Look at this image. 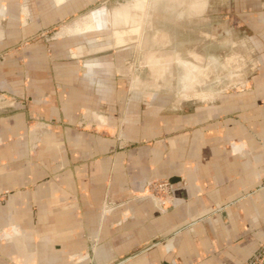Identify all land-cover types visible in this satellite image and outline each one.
<instances>
[{"label": "crops", "instance_id": "0c3cea01", "mask_svg": "<svg viewBox=\"0 0 264 264\" xmlns=\"http://www.w3.org/2000/svg\"><path fill=\"white\" fill-rule=\"evenodd\" d=\"M105 1L0 0V264H244L264 253V67L214 103L164 107L139 78L130 86L122 54L144 47L143 0L84 13ZM153 180L171 185L163 208L132 198Z\"/></svg>", "mask_w": 264, "mask_h": 264}, {"label": "rangeland", "instance_id": "374dc122", "mask_svg": "<svg viewBox=\"0 0 264 264\" xmlns=\"http://www.w3.org/2000/svg\"><path fill=\"white\" fill-rule=\"evenodd\" d=\"M135 2L106 0L90 5L84 13L120 4L133 7ZM142 5L146 11L142 18L151 23L143 35L144 47L138 52L129 46L123 48L122 54L127 59L130 86L136 88L139 78L145 83L146 99L174 110L184 105L211 104L223 95L243 91L250 81L254 84V77L264 67V0H143ZM191 8L195 10L192 13ZM71 18L74 17H67L66 22ZM101 34L105 32L98 36ZM150 58H159L161 63L153 68L152 63H147ZM183 58L208 69L203 83L195 89L199 93L213 92L212 99L181 97V73L186 61L176 64V60ZM152 71L162 78L154 80ZM148 90L154 97H149ZM134 91L144 93L142 89Z\"/></svg>", "mask_w": 264, "mask_h": 264}, {"label": "built area", "instance_id": "2783aa9c", "mask_svg": "<svg viewBox=\"0 0 264 264\" xmlns=\"http://www.w3.org/2000/svg\"><path fill=\"white\" fill-rule=\"evenodd\" d=\"M150 195L156 199L161 207L167 206L172 199L171 185L168 181L160 180L154 181L149 186ZM8 194V191L0 193V198H4ZM244 264H264V253H255Z\"/></svg>", "mask_w": 264, "mask_h": 264}, {"label": "bare ground", "instance_id": "6f19581e", "mask_svg": "<svg viewBox=\"0 0 264 264\" xmlns=\"http://www.w3.org/2000/svg\"><path fill=\"white\" fill-rule=\"evenodd\" d=\"M118 19H120L119 16H118ZM203 67L204 66H201L198 63L197 64L194 63V64L185 65V70L187 71V73L189 75H188V78H182V80H181L182 83H181V89L180 90H183V91L184 90H192V89H195L196 85L202 84L204 80L201 79V74H199V73L208 71V69L206 67H204V68ZM190 76H193V78H190Z\"/></svg>", "mask_w": 264, "mask_h": 264}, {"label": "water", "instance_id": "95a60500", "mask_svg": "<svg viewBox=\"0 0 264 264\" xmlns=\"http://www.w3.org/2000/svg\"><path fill=\"white\" fill-rule=\"evenodd\" d=\"M154 181H158V180L148 181L144 183L141 187V190L132 193V198L136 199L137 201L151 200L156 204L157 207L163 208L160 206L159 202L156 199H154L149 193V186ZM105 209L108 211L104 212ZM105 209L103 210L102 215L110 214L111 211L113 210L112 208H108V207H106Z\"/></svg>", "mask_w": 264, "mask_h": 264}]
</instances>
